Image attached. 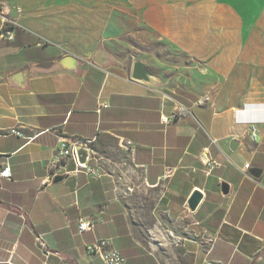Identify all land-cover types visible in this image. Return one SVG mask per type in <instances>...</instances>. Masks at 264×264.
I'll return each instance as SVG.
<instances>
[{"label":"crops","instance_id":"obj_1","mask_svg":"<svg viewBox=\"0 0 264 264\" xmlns=\"http://www.w3.org/2000/svg\"><path fill=\"white\" fill-rule=\"evenodd\" d=\"M4 5L22 12L11 14L14 40L0 38V172L12 169L0 176V263L104 264L87 246L109 239L127 264H264V0ZM123 36L144 47L158 87L133 80L126 62L95 63ZM166 46L179 57L173 71ZM68 55L76 67L62 64ZM174 95L202 106L208 123L194 114L164 124ZM62 139L93 140L89 164L102 176L60 161ZM204 152L217 164L209 175ZM62 164L64 181L48 182ZM85 219L94 231H79Z\"/></svg>","mask_w":264,"mask_h":264},{"label":"built area","instance_id":"obj_2","mask_svg":"<svg viewBox=\"0 0 264 264\" xmlns=\"http://www.w3.org/2000/svg\"><path fill=\"white\" fill-rule=\"evenodd\" d=\"M16 10L18 13L22 12V9L16 7L13 8L10 5H4L0 8V38L8 41H13L15 38L14 30H15V24L17 23L14 19H12L11 14L13 10ZM108 105L105 104L103 107H107ZM194 115V109L193 107H190L184 103H178L175 111L171 115V117H164L162 119V122L164 124H170L172 121L178 120L180 118H186L188 116ZM260 130L257 124H252L251 126V135L253 139L256 141L259 136ZM19 134V132L15 129H11L6 133L7 135H14ZM3 137V134H0V139ZM94 141L91 139L82 140L78 142H70L66 139H62L60 141V146L58 149V159L61 161L62 159H69L71 162H73V154L77 153L78 147H86L92 149V157L88 161L86 165L83 164H75L76 170L79 172H85L88 175H94L97 177L102 176V172L97 166H91L89 162L94 158V150L92 146L94 145ZM126 147H128L130 150L133 149V143L131 141H127ZM207 169L206 174L209 175L214 168L217 166L215 162L206 163ZM250 164L245 165V169H249ZM69 169L66 164L60 165L59 168H57V171L52 176V179L48 182H51L55 179V177L60 175L68 174ZM0 176L3 178L10 179L12 177V169L10 166V163H6L4 165L3 170L0 172ZM98 222L91 219H85L82 220L79 224V231L81 233L85 232H92L97 227ZM87 253L90 255H96L101 258L104 264H127L126 258L123 256L121 251L117 249L109 239H97L93 243L89 244L87 246ZM42 264H49V262L46 260Z\"/></svg>","mask_w":264,"mask_h":264},{"label":"water","instance_id":"obj_3","mask_svg":"<svg viewBox=\"0 0 264 264\" xmlns=\"http://www.w3.org/2000/svg\"><path fill=\"white\" fill-rule=\"evenodd\" d=\"M95 63L97 65L103 66L110 63V58L104 50H99L96 57ZM62 64L67 68L71 69L76 67L77 59L72 55L65 56L61 60ZM130 77L140 83L147 84L153 87H158L160 85V80L157 74H155L147 65V62L139 59L134 58L131 64L130 69ZM13 79L17 82L22 84L24 82L23 73H17L13 76ZM194 114L204 123L207 124L209 120V113L202 107L196 106L194 107ZM238 144L236 142L231 143V149L236 150ZM78 158L81 164L86 165L88 161L92 157V149L86 147H78L77 148ZM201 159L205 163H210L211 159L209 158L208 154L204 152L201 156ZM263 174V170L259 168L252 169V175L256 178H259ZM64 181L63 176H57L54 179V183H60ZM223 190L225 193H228V186L223 185ZM203 199V194L200 191H196L189 201V208L190 210L194 211L200 202ZM3 264V263H0Z\"/></svg>","mask_w":264,"mask_h":264},{"label":"rangeland","instance_id":"obj_4","mask_svg":"<svg viewBox=\"0 0 264 264\" xmlns=\"http://www.w3.org/2000/svg\"><path fill=\"white\" fill-rule=\"evenodd\" d=\"M112 43L111 51L105 50V52L113 60L126 62L127 69L131 68L133 59L139 58L138 55L141 54V48H144L138 41L125 36H123L122 39H114ZM178 61V54L171 47L168 48L166 46V50L164 51V67L173 71ZM185 64H187V61H185Z\"/></svg>","mask_w":264,"mask_h":264},{"label":"trees","instance_id":"obj_5","mask_svg":"<svg viewBox=\"0 0 264 264\" xmlns=\"http://www.w3.org/2000/svg\"><path fill=\"white\" fill-rule=\"evenodd\" d=\"M114 72L117 73V74H119V75H121V76H123V77L126 76V74H124V73L121 72V71L114 70ZM174 96H175V98H176L177 100H179V101L182 102V103L185 101L184 99H181L180 97H178V96H176V95H174ZM194 99H196V97H194Z\"/></svg>","mask_w":264,"mask_h":264},{"label":"bare ground","instance_id":"obj_6","mask_svg":"<svg viewBox=\"0 0 264 264\" xmlns=\"http://www.w3.org/2000/svg\"><path fill=\"white\" fill-rule=\"evenodd\" d=\"M73 161L75 162V164H80L78 154H73Z\"/></svg>","mask_w":264,"mask_h":264}]
</instances>
